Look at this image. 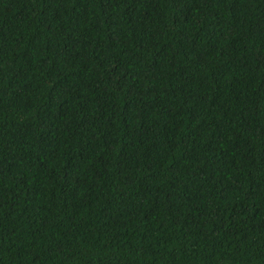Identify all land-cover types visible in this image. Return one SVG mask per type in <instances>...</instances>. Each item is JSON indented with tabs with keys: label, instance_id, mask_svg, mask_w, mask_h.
I'll list each match as a JSON object with an SVG mask.
<instances>
[{
	"label": "trees",
	"instance_id": "trees-1",
	"mask_svg": "<svg viewBox=\"0 0 264 264\" xmlns=\"http://www.w3.org/2000/svg\"><path fill=\"white\" fill-rule=\"evenodd\" d=\"M0 264H264V0H0Z\"/></svg>",
	"mask_w": 264,
	"mask_h": 264
}]
</instances>
